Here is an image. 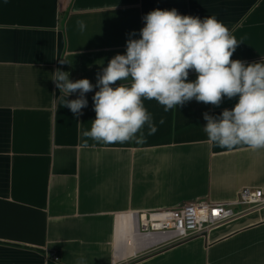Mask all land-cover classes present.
I'll return each mask as SVG.
<instances>
[{"label": "crops", "instance_id": "1", "mask_svg": "<svg viewBox=\"0 0 264 264\" xmlns=\"http://www.w3.org/2000/svg\"><path fill=\"white\" fill-rule=\"evenodd\" d=\"M156 9L215 16L242 41L233 60L264 61V0H0V264H264V205L233 206L238 215L206 236L150 250L125 231L133 212L264 191V149L229 150L204 132L203 113L219 116L238 96L167 112L145 100L157 130L145 125L141 142L82 136L95 119L97 73ZM57 68L94 85L79 117L61 105Z\"/></svg>", "mask_w": 264, "mask_h": 264}, {"label": "clouds", "instance_id": "2", "mask_svg": "<svg viewBox=\"0 0 264 264\" xmlns=\"http://www.w3.org/2000/svg\"><path fill=\"white\" fill-rule=\"evenodd\" d=\"M143 19L140 38H129L126 53L116 54L97 73L95 119L82 136L106 144L141 142L145 125L149 135L157 130L145 100L157 101L167 112L193 99L219 107L225 97L238 96L235 106L219 116L203 113L204 132L211 143L229 150L238 145L264 149V61L233 60L242 41L215 16L201 19L176 9H156ZM77 24L81 31L86 27L83 21ZM192 70L196 79L189 81ZM52 73L61 105L79 117L88 105L85 94L94 85L87 78L72 81L60 68ZM77 92L78 98L67 99ZM77 264H83V258Z\"/></svg>", "mask_w": 264, "mask_h": 264}, {"label": "built area", "instance_id": "3", "mask_svg": "<svg viewBox=\"0 0 264 264\" xmlns=\"http://www.w3.org/2000/svg\"><path fill=\"white\" fill-rule=\"evenodd\" d=\"M245 210L264 205V191L244 188L232 202L197 201L178 208L151 212H133L129 217L130 238L137 239L143 248L150 250L172 245L198 236H206L211 230L236 217L233 206ZM131 221V223H130ZM54 259L60 257L53 254Z\"/></svg>", "mask_w": 264, "mask_h": 264}, {"label": "bare ground", "instance_id": "4", "mask_svg": "<svg viewBox=\"0 0 264 264\" xmlns=\"http://www.w3.org/2000/svg\"><path fill=\"white\" fill-rule=\"evenodd\" d=\"M130 223H131V221H130ZM121 225V224H120ZM131 224H129V223H127V226H126V228H125V231H128L129 232V226H130ZM122 228V227H121ZM118 233H120V229H119V232Z\"/></svg>", "mask_w": 264, "mask_h": 264}]
</instances>
